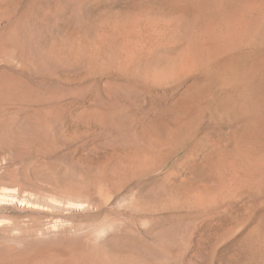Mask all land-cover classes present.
<instances>
[{
    "label": "rangeland",
    "instance_id": "rangeland-1",
    "mask_svg": "<svg viewBox=\"0 0 264 264\" xmlns=\"http://www.w3.org/2000/svg\"><path fill=\"white\" fill-rule=\"evenodd\" d=\"M181 1L0 0V264H264V113Z\"/></svg>",
    "mask_w": 264,
    "mask_h": 264
},
{
    "label": "bare ground",
    "instance_id": "bare-ground-1",
    "mask_svg": "<svg viewBox=\"0 0 264 264\" xmlns=\"http://www.w3.org/2000/svg\"><path fill=\"white\" fill-rule=\"evenodd\" d=\"M179 5L180 9L162 20L175 32L186 30L182 52L176 54L180 63L178 70L205 66L212 73L225 70L240 77L248 84L256 117H261L264 113V0H182ZM246 48H250L248 68L241 70L240 56L234 54ZM28 203L31 205L33 201Z\"/></svg>",
    "mask_w": 264,
    "mask_h": 264
}]
</instances>
